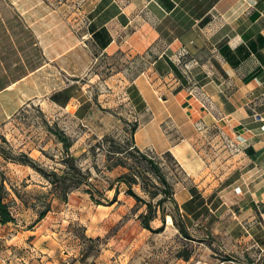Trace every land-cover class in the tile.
Segmentation results:
<instances>
[{
  "label": "crops",
  "instance_id": "1",
  "mask_svg": "<svg viewBox=\"0 0 264 264\" xmlns=\"http://www.w3.org/2000/svg\"><path fill=\"white\" fill-rule=\"evenodd\" d=\"M4 1L19 6L29 32L6 31L10 45L0 44V129L35 102L85 120L95 103L78 79L114 85L118 104L136 116L137 147L171 152L185 172L176 195L183 216L224 226V254L264 264V123L255 117L264 118V0H88L85 47L72 33L66 51L55 32L59 9ZM120 53L141 57L139 74L93 72ZM190 244L179 264L216 263L214 243Z\"/></svg>",
  "mask_w": 264,
  "mask_h": 264
},
{
  "label": "rangeland",
  "instance_id": "2",
  "mask_svg": "<svg viewBox=\"0 0 264 264\" xmlns=\"http://www.w3.org/2000/svg\"><path fill=\"white\" fill-rule=\"evenodd\" d=\"M45 1V9L60 10L59 19L54 18V21L61 51H66L72 33L85 47L88 0ZM8 3L0 0V44L3 41L9 46L8 39H4L6 31L20 38L28 36L29 31L21 18L23 11L18 5ZM46 32L51 33V30ZM163 47V42L157 45L158 50ZM125 57L122 53L113 57L103 56L94 65L93 72L105 80L126 67L131 69L130 77H135L142 70L143 61L141 57L133 58V55ZM78 80L77 86L81 87L82 93L85 87L87 96L95 103L93 112L85 120L77 118L74 111L31 103L1 127L0 151L6 150L12 157L26 153L48 171L62 173L67 153L65 145L53 132L63 131L74 144L70 154L78 159L85 171H92L93 185L105 195L102 197L93 190L95 201L87 192L90 188L84 186L63 201L51 193L52 185L40 173L29 166L13 163L0 154V187L5 180L6 202L10 203L16 217L15 223L5 226L0 223V264H179L181 257L193 249L190 243H214L213 251L217 254L212 256L214 262L231 259L220 250L223 243H229V233L224 226L217 228L205 218L192 222L184 217L186 235L174 221L169 222L171 216H168L166 230L153 233L143 228L139 214L145 209L138 210L136 200L126 193L127 186L117 185L113 191L109 190L114 180L127 170L117 168L109 171L106 152L132 147L131 130L137 123L136 116L129 105L118 104L114 85L105 81L87 83L83 79ZM107 135L115 137L116 144L103 143ZM94 146L98 147L96 152L93 151ZM142 152L162 164L175 185L176 193H180L187 177L174 156L151 150ZM136 156L138 160L131 158L128 163L140 166L142 161V167L147 169L146 161L139 154ZM117 189V201L112 203ZM135 191L143 196L140 187H135ZM99 201L102 204H98ZM48 204L52 206L51 212L38 222V212ZM167 214L175 215L170 204ZM161 226L160 218L153 223L155 229ZM206 251L204 247L202 259L210 262V252L206 254ZM237 261L242 264L240 259Z\"/></svg>",
  "mask_w": 264,
  "mask_h": 264
},
{
  "label": "trees",
  "instance_id": "3",
  "mask_svg": "<svg viewBox=\"0 0 264 264\" xmlns=\"http://www.w3.org/2000/svg\"><path fill=\"white\" fill-rule=\"evenodd\" d=\"M189 26L191 25H188V28ZM171 66L173 70L179 74L176 65L171 63ZM137 129L138 123H136L131 130V143L133 144L131 148L110 149L106 152L108 157L107 160L109 162L107 169L109 171H114L117 168H123L127 170L114 180L113 184L110 185L109 190L113 191L117 185L127 186L126 193L136 200L138 210L140 211L142 208L145 209L139 214V220L141 221L144 229L157 234L162 233L166 230L168 216H171L175 225L180 229V231L188 235L187 229L185 227L182 207L177 200L175 185L170 180L169 175L165 168L162 167V164L155 159L149 158L137 147L135 142V133ZM53 133L57 135L60 141L65 145L67 153V157L64 160L65 169L62 171V173L48 171L26 153H21L17 157H12L9 155L8 151L1 150L0 154L5 159L13 163L29 166L40 173L41 176L52 185L53 189L51 193L63 201H67L69 195L73 191L81 189L84 186H88L90 188L87 190V192L92 195L93 200H97L93 190L103 197L105 194L97 190L92 183V171H85L78 162V159L70 154L74 145L70 137L60 130L54 131ZM104 142H110L114 145L116 144V139L115 137L107 135L103 139V143ZM97 148L98 147L94 146L93 151L96 152ZM137 154L140 155L142 160L146 161L147 169L142 167V161H140V166H135L128 163L129 159L137 158ZM166 154L173 156L171 152H167ZM176 163L179 165L177 161ZM179 167L181 166L179 165ZM95 169L99 170V167L95 165ZM4 181L5 180H3V184L0 187V223L5 226L15 223L16 217L11 209L10 203L6 202L7 193ZM135 187L141 188L143 196L139 195L135 191ZM118 195L119 190L117 189L112 203L117 201ZM98 204H102L101 201H99ZM169 204L173 206L175 215L167 214V206ZM51 208L52 206L48 204L44 210L38 212V222L44 220L48 216V214L51 212ZM159 218L162 221V226L158 229H155L153 227V223ZM90 240L94 242L93 239Z\"/></svg>",
  "mask_w": 264,
  "mask_h": 264
},
{
  "label": "built area",
  "instance_id": "4",
  "mask_svg": "<svg viewBox=\"0 0 264 264\" xmlns=\"http://www.w3.org/2000/svg\"><path fill=\"white\" fill-rule=\"evenodd\" d=\"M255 117L257 118L258 121L264 123V118L261 115L256 114ZM262 130L264 131V124L262 126ZM235 191H236L237 194H239V193H241L242 188L241 187H237L235 189ZM204 264H208V263H204ZM212 264H241V263H239L236 259L231 258V259H225V260H222V261H219V262H216V263H212Z\"/></svg>",
  "mask_w": 264,
  "mask_h": 264
},
{
  "label": "bare ground",
  "instance_id": "5",
  "mask_svg": "<svg viewBox=\"0 0 264 264\" xmlns=\"http://www.w3.org/2000/svg\"><path fill=\"white\" fill-rule=\"evenodd\" d=\"M169 222L172 223L173 222V219L171 217H169Z\"/></svg>",
  "mask_w": 264,
  "mask_h": 264
}]
</instances>
